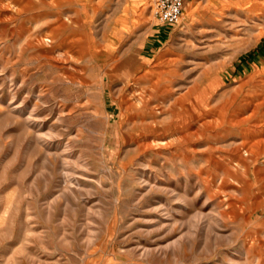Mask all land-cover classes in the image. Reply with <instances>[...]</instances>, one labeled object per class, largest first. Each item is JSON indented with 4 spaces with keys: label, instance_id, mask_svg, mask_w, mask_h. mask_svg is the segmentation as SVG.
I'll use <instances>...</instances> for the list:
<instances>
[{
    "label": "rangeland",
    "instance_id": "374dc122",
    "mask_svg": "<svg viewBox=\"0 0 264 264\" xmlns=\"http://www.w3.org/2000/svg\"><path fill=\"white\" fill-rule=\"evenodd\" d=\"M184 4L0 0V264H264V0Z\"/></svg>",
    "mask_w": 264,
    "mask_h": 264
},
{
    "label": "built area",
    "instance_id": "2783aa9c",
    "mask_svg": "<svg viewBox=\"0 0 264 264\" xmlns=\"http://www.w3.org/2000/svg\"><path fill=\"white\" fill-rule=\"evenodd\" d=\"M184 0H153V11L161 24H178L184 12Z\"/></svg>",
    "mask_w": 264,
    "mask_h": 264
},
{
    "label": "bare ground",
    "instance_id": "6f19581e",
    "mask_svg": "<svg viewBox=\"0 0 264 264\" xmlns=\"http://www.w3.org/2000/svg\"><path fill=\"white\" fill-rule=\"evenodd\" d=\"M259 1V0H258ZM210 3V2H209ZM47 18V17H46ZM13 100V99H12ZM255 102V101H254ZM231 104V103H230ZM248 110V109H247ZM32 112V111H31ZM29 116V115H28ZM31 116V115H30ZM261 117V116H260ZM29 118V117H28ZM258 118V117H257ZM262 118V117H261ZM30 119V118H29ZM263 119V118H262ZM264 128V127H263ZM139 134V133H138ZM261 148V147H260ZM258 195V194H257ZM260 198V197H259Z\"/></svg>",
    "mask_w": 264,
    "mask_h": 264
}]
</instances>
